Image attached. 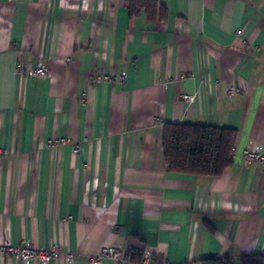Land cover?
I'll list each match as a JSON object with an SVG mask.
<instances>
[{
	"label": "crops",
	"instance_id": "crops-1",
	"mask_svg": "<svg viewBox=\"0 0 264 264\" xmlns=\"http://www.w3.org/2000/svg\"><path fill=\"white\" fill-rule=\"evenodd\" d=\"M155 2L150 19L126 0H0V241L56 243L47 264L109 246L150 264L264 254V164L242 156L264 150V0ZM174 123L235 130L231 166L169 172Z\"/></svg>",
	"mask_w": 264,
	"mask_h": 264
},
{
	"label": "trees",
	"instance_id": "trees-1",
	"mask_svg": "<svg viewBox=\"0 0 264 264\" xmlns=\"http://www.w3.org/2000/svg\"><path fill=\"white\" fill-rule=\"evenodd\" d=\"M130 15L145 9L153 19L155 0H126ZM237 133L233 129L200 124H166L162 132V153L167 170L192 176L217 177L232 162ZM141 255L135 251V260ZM204 264H235L231 258L205 259ZM239 264H264V254H246Z\"/></svg>",
	"mask_w": 264,
	"mask_h": 264
},
{
	"label": "built area",
	"instance_id": "built-area-1",
	"mask_svg": "<svg viewBox=\"0 0 264 264\" xmlns=\"http://www.w3.org/2000/svg\"><path fill=\"white\" fill-rule=\"evenodd\" d=\"M24 73L30 77L42 78L48 74V71L43 64L38 63V65L26 69ZM119 79L123 80L124 74ZM233 93L234 89L229 88L228 95H232ZM194 98L195 95L193 94L184 93L182 95V99L185 101H192ZM5 153L6 151L0 148V156ZM242 156L245 165H249L250 163H255L256 165L264 164V150L259 147L244 150ZM61 253V249L56 243L50 245L48 248H40L32 246L27 240H23L18 244H12L9 239L0 241V256L11 257L23 261L25 264L35 261L47 264L49 261L56 259ZM150 256V250L144 249L141 251L139 259L135 260V251H125L109 246L103 247L98 254L90 257L88 264H101L104 258H110L116 264H150ZM64 260L65 263L70 264L73 260V254L70 252L64 253ZM157 264L167 263L162 260Z\"/></svg>",
	"mask_w": 264,
	"mask_h": 264
}]
</instances>
